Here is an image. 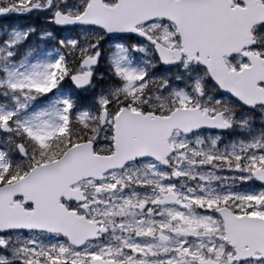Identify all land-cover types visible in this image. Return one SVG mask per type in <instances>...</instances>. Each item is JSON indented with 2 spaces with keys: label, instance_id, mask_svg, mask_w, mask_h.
Here are the masks:
<instances>
[{
  "label": "snow or ice",
  "instance_id": "6c2138e0",
  "mask_svg": "<svg viewBox=\"0 0 264 264\" xmlns=\"http://www.w3.org/2000/svg\"><path fill=\"white\" fill-rule=\"evenodd\" d=\"M0 264H264V0H0Z\"/></svg>",
  "mask_w": 264,
  "mask_h": 264
}]
</instances>
